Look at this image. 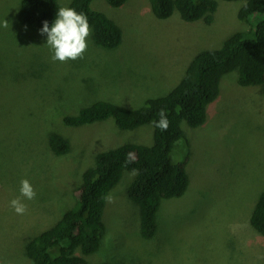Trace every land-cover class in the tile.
<instances>
[{
	"label": "rangeland",
	"instance_id": "1",
	"mask_svg": "<svg viewBox=\"0 0 264 264\" xmlns=\"http://www.w3.org/2000/svg\"><path fill=\"white\" fill-rule=\"evenodd\" d=\"M57 2L70 7L71 0ZM212 2L205 19L184 21L177 12L156 18L148 0L119 7L92 0L93 9L120 27V44L99 46L89 35L82 58L60 62L51 59L46 34L25 24L19 0H0V262H27V241L70 207L97 152L152 143L150 123L125 130L109 117L74 127L63 115L97 99L138 107L164 95L197 52L219 48L230 33L248 29L236 17L240 0ZM206 110L202 125L182 122L188 145L179 139L169 152L172 161H185L189 184L181 197L163 201L158 235L141 237L139 208L127 195L135 172L124 171L105 202V248L88 264L105 255L121 263L128 252L142 264H264V236L249 223L264 190V86H241L235 71L226 73ZM50 131L67 138V153H50ZM23 179L36 192L32 200L21 196ZM18 197L26 205L23 215L10 206Z\"/></svg>",
	"mask_w": 264,
	"mask_h": 264
},
{
	"label": "trees",
	"instance_id": "2",
	"mask_svg": "<svg viewBox=\"0 0 264 264\" xmlns=\"http://www.w3.org/2000/svg\"><path fill=\"white\" fill-rule=\"evenodd\" d=\"M127 0H106L113 7ZM236 17L248 29L230 33L219 48L197 52L187 65L179 82L166 94L148 98L138 107H125L108 100H93L79 107L72 115H63L67 126H82L109 117L120 129L130 130L159 120L163 110L169 121L167 130L153 126L152 143H127L94 155L91 166L81 173L78 194L70 207L48 228L30 238L24 248L27 262L18 264H88L90 256L104 250L100 242L106 234L102 222L106 198L118 184L124 171L135 172L127 195L139 208L140 234L143 240L158 235L157 213L164 200L181 197L188 188L184 162H174L169 152L175 142L188 139L182 122L189 127L202 125L206 107L219 95L220 80L235 71L241 86H264V0H240ZM92 0H71L70 7L87 16L91 39L99 46L113 48L120 44L121 29L108 16L91 7ZM151 12L158 19L177 12L184 21L205 19L214 3L211 0H148ZM26 25L41 29L49 26L59 9L57 0H19ZM50 153L61 156L70 150L66 137L57 131L47 133ZM252 228L264 236V190L260 192L249 216ZM121 263L106 255L97 264H142L139 256ZM0 264H9L5 261ZM16 264V263H15Z\"/></svg>",
	"mask_w": 264,
	"mask_h": 264
},
{
	"label": "clouds",
	"instance_id": "3",
	"mask_svg": "<svg viewBox=\"0 0 264 264\" xmlns=\"http://www.w3.org/2000/svg\"><path fill=\"white\" fill-rule=\"evenodd\" d=\"M3 26L8 27L9 22L4 20ZM39 31L41 34H46V44L53 53L51 59L67 62L83 57L87 50V38L90 35L91 28L84 13L77 12L71 7H60L51 26L47 21H44ZM159 117V120L152 121L153 126L162 131L167 130L169 121L163 110L159 112ZM20 185L19 191L22 197L27 200L35 198L36 192L27 179L21 180ZM10 206L19 215H23L27 210L26 205L19 197L12 199Z\"/></svg>",
	"mask_w": 264,
	"mask_h": 264
}]
</instances>
